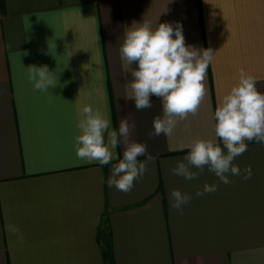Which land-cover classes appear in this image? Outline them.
Wrapping results in <instances>:
<instances>
[{"label":"crops","instance_id":"crops-1","mask_svg":"<svg viewBox=\"0 0 264 264\" xmlns=\"http://www.w3.org/2000/svg\"><path fill=\"white\" fill-rule=\"evenodd\" d=\"M143 17L182 24L186 44L217 51L200 108L171 137L149 135L162 114L157 97L142 111L124 98L131 76L119 49ZM30 65H48L57 86L35 90ZM241 69L264 91V0H0V264H105L108 233L114 264H264V141H246L234 161L242 172L251 166L248 180L172 173L191 141L214 135L217 96ZM85 103L106 107L117 130L127 119L131 139L147 144L139 159H153L128 193L108 184L118 160L76 156ZM206 183L217 190L196 196ZM173 189L192 196L183 214Z\"/></svg>","mask_w":264,"mask_h":264},{"label":"clouds","instance_id":"clouds-1","mask_svg":"<svg viewBox=\"0 0 264 264\" xmlns=\"http://www.w3.org/2000/svg\"><path fill=\"white\" fill-rule=\"evenodd\" d=\"M123 35L120 59L128 66L125 73L131 76L125 83L130 94L124 98L134 101L136 111H142L151 108L152 97H157L162 104V114L154 117L153 131L149 135L171 137L178 122L196 115L200 108L206 96L207 71L210 64H214L217 51L186 44L182 24L174 27L165 21L153 26L145 17L142 21L134 20ZM27 69L35 90L44 92L57 86V74L48 65H30ZM258 79L241 69L230 89L217 96L214 135L191 141L187 145L188 154L172 169L174 175L195 180L207 168L223 184L231 182L230 176H242L245 180L252 177L250 165L242 172L234 161L247 151L246 141H264V91L258 88ZM76 127V156L101 165L118 160L112 166L108 184L117 191L130 192L153 159L150 154L147 160L139 159L147 154V144L131 139L134 124L123 119L117 130L106 107L94 108L85 103L78 105ZM120 144L124 145L122 158L117 153ZM184 148L183 144L179 146L180 150ZM216 190L217 185L206 183L196 196ZM191 200V194L179 189L170 193L171 205L180 214Z\"/></svg>","mask_w":264,"mask_h":264},{"label":"trees","instance_id":"trees-1","mask_svg":"<svg viewBox=\"0 0 264 264\" xmlns=\"http://www.w3.org/2000/svg\"><path fill=\"white\" fill-rule=\"evenodd\" d=\"M107 222V218H105V221ZM101 247H102V255L105 261V264H114L113 256H112V245H111V239L110 235L105 234L100 238Z\"/></svg>","mask_w":264,"mask_h":264}]
</instances>
